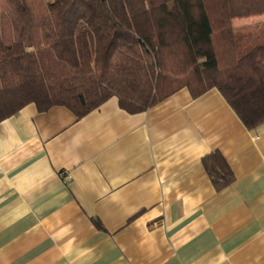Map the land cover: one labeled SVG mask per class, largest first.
<instances>
[{"label":"crops","instance_id":"1","mask_svg":"<svg viewBox=\"0 0 264 264\" xmlns=\"http://www.w3.org/2000/svg\"><path fill=\"white\" fill-rule=\"evenodd\" d=\"M0 264H264V122L215 87L137 113L23 106L0 121Z\"/></svg>","mask_w":264,"mask_h":264},{"label":"trees","instance_id":"2","mask_svg":"<svg viewBox=\"0 0 264 264\" xmlns=\"http://www.w3.org/2000/svg\"><path fill=\"white\" fill-rule=\"evenodd\" d=\"M264 0H0V121L34 103L129 113L215 87L249 129L264 122ZM220 190L223 154L202 160Z\"/></svg>","mask_w":264,"mask_h":264},{"label":"rangeland","instance_id":"3","mask_svg":"<svg viewBox=\"0 0 264 264\" xmlns=\"http://www.w3.org/2000/svg\"><path fill=\"white\" fill-rule=\"evenodd\" d=\"M260 22V21H264V17H256V18H254V19H249V20H245V21H243V20H235V24L236 25H239V24H242V23H245V24H252V23H254V22Z\"/></svg>","mask_w":264,"mask_h":264},{"label":"built area","instance_id":"4","mask_svg":"<svg viewBox=\"0 0 264 264\" xmlns=\"http://www.w3.org/2000/svg\"><path fill=\"white\" fill-rule=\"evenodd\" d=\"M65 178H66V179H69V178H70V175H69V174H68V175H66V176H65Z\"/></svg>","mask_w":264,"mask_h":264}]
</instances>
